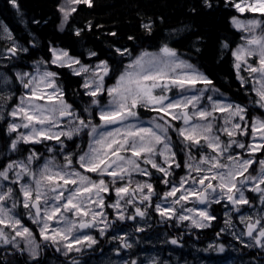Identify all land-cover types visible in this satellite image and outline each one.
<instances>
[{
    "label": "snow or ice",
    "instance_id": "obj_1",
    "mask_svg": "<svg viewBox=\"0 0 264 264\" xmlns=\"http://www.w3.org/2000/svg\"><path fill=\"white\" fill-rule=\"evenodd\" d=\"M8 3L26 36L0 21V249L14 258L4 264H46L48 249L59 264L97 253L96 264H171L141 254L136 234L153 214L188 230L165 244L212 228L209 249L224 252L227 234L264 254V0H221L234 38L215 59L237 82L233 96L193 62L202 49L187 25L161 32L141 18V37L118 43L109 30L115 39L98 50L82 34L103 26L76 23L93 0H57V27L79 47L41 45L29 28L41 21Z\"/></svg>",
    "mask_w": 264,
    "mask_h": 264
},
{
    "label": "trees",
    "instance_id": "obj_2",
    "mask_svg": "<svg viewBox=\"0 0 264 264\" xmlns=\"http://www.w3.org/2000/svg\"><path fill=\"white\" fill-rule=\"evenodd\" d=\"M19 3L25 13V20L31 21L35 18L41 21L39 25L29 23V28L39 39L41 45L52 42L60 47H79L77 41L80 38L71 35L67 29L61 32L57 27L60 23L55 12L57 0H19ZM215 4L216 10H210L202 8L201 0H93V8L82 6L83 11L77 17L76 23L77 26H82L87 21H91L94 25L103 26L94 30V33L82 34L85 43L98 50H107L105 45L115 39L105 35L109 30L117 31L118 43L127 42L128 35L141 37L143 35L139 26L141 18L155 19L157 29L161 32L187 25L186 35L191 36L192 40L199 38L198 46L202 49L201 53H192L193 62L198 63L202 70L214 75L221 91L233 96L236 94L237 82L232 80L228 65L217 63L215 59L219 41L225 37L234 38V30L229 23L231 10L225 9L221 0H215ZM193 7L197 8L196 12L191 11ZM161 18L163 23L160 22ZM0 21L12 28L14 34L20 37L26 36L24 25L19 22L8 0H0ZM4 43L5 41L0 40V47ZM180 51L187 52L189 49L184 47ZM24 64L23 60L19 62V66H24ZM61 71L66 72L67 70ZM61 79L64 78L61 77ZM70 79L75 81L79 78L70 77ZM75 87L76 85L73 84V88ZM69 98L70 96H67V99ZM2 154L1 157H3ZM205 232L207 235L201 233L199 239L196 235L194 242L203 245L205 239H209L213 233L211 230Z\"/></svg>",
    "mask_w": 264,
    "mask_h": 264
},
{
    "label": "rangeland",
    "instance_id": "obj_3",
    "mask_svg": "<svg viewBox=\"0 0 264 264\" xmlns=\"http://www.w3.org/2000/svg\"><path fill=\"white\" fill-rule=\"evenodd\" d=\"M245 15H249V14L245 13ZM0 146H1V140H0ZM37 147H42V146L38 145ZM158 220H159V216L155 214L151 215L148 218V224L151 226L150 227L146 226L145 232L136 234L137 237L140 238L139 247L143 250L141 253L142 255H155L159 253L161 257L165 259H169L171 261V264H254L255 262L252 260L255 259V255L253 254V256H250V254L247 253V255L245 256L244 253L238 251L237 245L233 246L232 238L227 234H225L220 241V243H223L225 246L224 252H220L218 248L209 249L208 246L206 248H198V247L190 248L189 246L187 247L183 246L182 248H179V247L171 246L169 244H165L164 240L166 238L168 239L171 238L170 233L165 231L159 232V230H157L158 232L156 231L155 228L156 226L153 223L156 221L157 224ZM181 230L185 232L188 231L187 229H181ZM179 232L180 230L178 229L175 230L176 234H178ZM184 236L185 237H183L182 240H185L187 239L186 237H188V235H184ZM106 239L107 237L104 238V240ZM214 239L212 242H216V239L215 240ZM104 240H101V243L103 242V245L105 246ZM108 247H110V245H108ZM169 252H171V256H169ZM52 254H54V257H57L60 261H63L65 259L58 253L53 252ZM100 255H101L100 253H97L95 256L85 254L81 257V259L82 261H88L89 264H96L97 260L100 258ZM240 256H243L245 260L243 261ZM51 258H53V255L50 256V259ZM48 264H59V261H57L56 259L55 260L51 259L49 260Z\"/></svg>",
    "mask_w": 264,
    "mask_h": 264
},
{
    "label": "flooded vegetation",
    "instance_id": "obj_4",
    "mask_svg": "<svg viewBox=\"0 0 264 264\" xmlns=\"http://www.w3.org/2000/svg\"><path fill=\"white\" fill-rule=\"evenodd\" d=\"M252 252H253V253H256V251H255V250H251V251H250V253H249V254H250V256H253ZM246 255H247V254H246ZM261 258H262V257H261ZM0 264H3V261H2V260H0Z\"/></svg>",
    "mask_w": 264,
    "mask_h": 264
},
{
    "label": "bare ground",
    "instance_id": "obj_5",
    "mask_svg": "<svg viewBox=\"0 0 264 264\" xmlns=\"http://www.w3.org/2000/svg\"><path fill=\"white\" fill-rule=\"evenodd\" d=\"M139 235V234H138Z\"/></svg>",
    "mask_w": 264,
    "mask_h": 264
}]
</instances>
